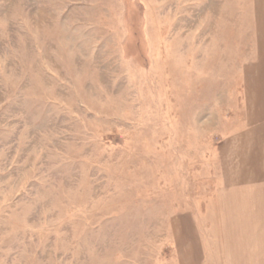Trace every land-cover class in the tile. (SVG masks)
<instances>
[{
	"label": "rangeland",
	"instance_id": "1",
	"mask_svg": "<svg viewBox=\"0 0 264 264\" xmlns=\"http://www.w3.org/2000/svg\"><path fill=\"white\" fill-rule=\"evenodd\" d=\"M263 26L264 0H0V264L264 248L240 137Z\"/></svg>",
	"mask_w": 264,
	"mask_h": 264
},
{
	"label": "crops",
	"instance_id": "2",
	"mask_svg": "<svg viewBox=\"0 0 264 264\" xmlns=\"http://www.w3.org/2000/svg\"><path fill=\"white\" fill-rule=\"evenodd\" d=\"M260 35V48L256 62L249 69L244 80V95L246 101L252 106L253 117L248 118L247 120V124L251 126L250 129L240 136L243 139V143H245V157L248 158L246 161L248 166L247 168L245 166V170L243 172L247 175H250L249 177L247 176L245 180L249 184H247V186L244 185L241 187H244L245 190H249L253 187L256 190H259L261 192V202L264 205V26L262 27V32L259 34V36ZM238 172H240V170ZM247 230L250 229L247 228ZM191 237L194 244L193 252L191 253L192 261L195 264H201L204 258L203 263L209 264L208 261H212L211 257L209 256V252L205 251L206 257H203L201 251L202 249L200 248L201 246H199L198 241L195 240V235L193 236L192 234ZM257 237L260 238L261 236L255 235L253 238L256 239ZM249 244L250 242L246 243V245ZM261 245L262 244L260 243V245H258L259 247L257 244H255L253 247L251 245L245 246L247 249L245 250L244 248V252L249 253L254 257L251 256V259L247 258L246 261H243V264L260 263L258 256L260 254H264V248L261 247ZM221 254H223V258L221 256L219 261H222V264H230L232 259L235 262H238V264L241 262V258L238 256L239 252L237 253V257H234V248L230 247L229 245H225V247H223ZM230 254L233 256L231 257Z\"/></svg>",
	"mask_w": 264,
	"mask_h": 264
}]
</instances>
